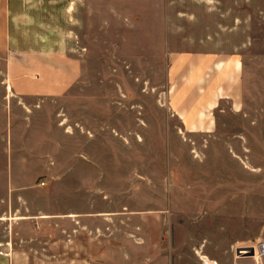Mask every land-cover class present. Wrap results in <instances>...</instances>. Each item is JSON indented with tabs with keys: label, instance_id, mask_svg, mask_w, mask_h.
<instances>
[{
	"label": "crops",
	"instance_id": "0c3cea01",
	"mask_svg": "<svg viewBox=\"0 0 264 264\" xmlns=\"http://www.w3.org/2000/svg\"><path fill=\"white\" fill-rule=\"evenodd\" d=\"M249 29L250 0H0V264H152L215 219Z\"/></svg>",
	"mask_w": 264,
	"mask_h": 264
},
{
	"label": "rangeland",
	"instance_id": "374dc122",
	"mask_svg": "<svg viewBox=\"0 0 264 264\" xmlns=\"http://www.w3.org/2000/svg\"><path fill=\"white\" fill-rule=\"evenodd\" d=\"M257 3L262 1L250 0L248 95L246 92L249 131L248 152L243 156L248 172L238 167L240 158L218 157L217 185L224 181L227 188L216 190L217 200L222 203L217 204L215 219L192 226L187 220L176 222L168 240L172 250L169 258L154 256L152 264H202L205 256L216 258L221 264H264V256L259 254H236L237 247L264 242V22H259L262 14L257 13ZM95 64L98 63L90 65ZM233 128L240 130L241 125ZM223 164L227 165L226 173L221 172ZM231 243L237 246L231 249ZM119 259L121 264H129L134 258L121 254Z\"/></svg>",
	"mask_w": 264,
	"mask_h": 264
},
{
	"label": "built area",
	"instance_id": "2783aa9c",
	"mask_svg": "<svg viewBox=\"0 0 264 264\" xmlns=\"http://www.w3.org/2000/svg\"><path fill=\"white\" fill-rule=\"evenodd\" d=\"M251 248L254 249L255 255L259 254L261 257L264 256V242H261L258 245L252 244V245L237 247L236 254L237 256H243ZM201 261L202 264H221L218 259L209 256L202 257Z\"/></svg>",
	"mask_w": 264,
	"mask_h": 264
},
{
	"label": "water",
	"instance_id": "95a60500",
	"mask_svg": "<svg viewBox=\"0 0 264 264\" xmlns=\"http://www.w3.org/2000/svg\"><path fill=\"white\" fill-rule=\"evenodd\" d=\"M244 255H246V256H254V255H255V251H254L253 248H251V249L248 250V251L246 252V254H244ZM244 255H243V256H244Z\"/></svg>",
	"mask_w": 264,
	"mask_h": 264
}]
</instances>
